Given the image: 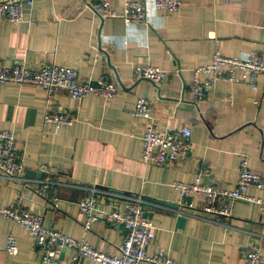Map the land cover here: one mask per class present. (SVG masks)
Returning a JSON list of instances; mask_svg holds the SVG:
<instances>
[{
  "label": "crops",
  "instance_id": "1",
  "mask_svg": "<svg viewBox=\"0 0 264 264\" xmlns=\"http://www.w3.org/2000/svg\"><path fill=\"white\" fill-rule=\"evenodd\" d=\"M139 1L112 0V7L120 15L126 2ZM216 50L224 57L251 51L264 56V0H182L177 12L151 10L148 24L131 26L120 18L101 19L85 0H33L24 22L0 18V60L5 64L30 69L61 65L76 70L80 81L105 76L119 88L110 100L90 95L75 102L63 92L49 97L41 88L0 83V132L14 135L28 185H38L35 173L43 165L61 184L57 209L38 195L23 206L41 216L46 228L117 255L122 228L97 222L85 234L77 204L90 187L125 192L145 200L143 211L155 227L147 254L164 252L175 264H244L243 249L254 244L264 264V214L256 204L234 202L232 216L220 220L225 226L198 212L186 216L183 227L176 225L180 215L172 184L192 183L204 167L211 177L201 179L202 184L232 189L243 159L251 171L264 174V76L254 86L217 81L200 102L189 93L194 70L208 65ZM140 65L163 70L164 80L159 85L134 80ZM138 97L150 102L156 127L190 128L188 159L172 167L141 163L147 123L132 116ZM47 110H62L75 120L69 127L43 125ZM23 188L0 174V209L13 204ZM248 194L264 197V190ZM99 208L108 210L105 204ZM9 237L18 247L14 256L3 252ZM72 256L66 250L53 264H70ZM0 264H39L33 236L1 215ZM77 264L95 263L80 259Z\"/></svg>",
  "mask_w": 264,
  "mask_h": 264
},
{
  "label": "built area",
  "instance_id": "2",
  "mask_svg": "<svg viewBox=\"0 0 264 264\" xmlns=\"http://www.w3.org/2000/svg\"><path fill=\"white\" fill-rule=\"evenodd\" d=\"M33 0H0V18L18 24L25 21V8L31 7ZM182 0H148L126 2L119 15L112 7V0H85L86 8L92 10L101 19L120 18L125 26L148 24L150 11L172 14L177 12ZM212 39V36L210 37ZM202 76H205L203 79ZM259 76H264V56L256 52H247L243 56L224 57L216 50L211 62L193 72L189 93L196 102L204 99L206 92L220 80L244 83L254 86ZM134 80H146L159 85L165 78V72L150 65L137 66L133 71ZM0 83H12L19 86H33L45 90L50 97L55 91L65 93L70 99L79 102L90 95L106 101L113 99L119 88L110 83L105 76L94 81H80L76 70L61 65H43L30 69L23 63L5 64L0 60ZM150 102L138 97L135 100L132 116L147 123L141 137L140 161L153 167H172L179 160L191 155V130L189 127H156L151 123ZM75 118L62 110H47L42 118L43 125L55 128L69 127ZM40 180L31 188L23 176L21 156L16 148L14 135L9 131L0 132V174L1 177L24 188L18 192L13 204L0 209V215L30 233L37 248L39 264H53L59 260L63 250H71L74 256L70 264L80 259H89L95 264H175L164 252L147 254V248L155 239V227L143 211L145 200L125 192L107 191L97 187L86 189V196L77 204L78 215L84 218L83 231L88 233L92 224L120 226L123 238L118 246L117 255H108L90 246L84 240H75L58 231L46 228L39 215L32 214L23 206V201L38 195L52 208H58L56 195L58 185L48 166H40ZM208 168H200L192 183L176 182L172 189L176 192V212L180 216H195L201 213L212 217V223L225 226L220 220L232 216L234 202L244 200L260 207L264 214V197L250 196V190H264V174L255 173L248 167L247 159L239 165L237 181L232 189H223L216 185H205L201 179L210 178ZM105 204L107 211L99 208ZM4 254L14 256L18 247L13 237H9ZM244 264H261V248L249 244L243 249Z\"/></svg>",
  "mask_w": 264,
  "mask_h": 264
},
{
  "label": "water",
  "instance_id": "3",
  "mask_svg": "<svg viewBox=\"0 0 264 264\" xmlns=\"http://www.w3.org/2000/svg\"><path fill=\"white\" fill-rule=\"evenodd\" d=\"M32 174H30V175H32ZM35 175H36L37 178H41V174L40 173H35ZM152 201L157 202V203L164 204V202H158L156 200H152ZM185 221H186V217H184V216L177 217V219H176V225H177V227H179V228L183 227V225L185 224ZM64 252H65V250L61 251V255H60L59 259L63 258Z\"/></svg>",
  "mask_w": 264,
  "mask_h": 264
}]
</instances>
